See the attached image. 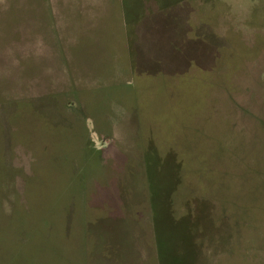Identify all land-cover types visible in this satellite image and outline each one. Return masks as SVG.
<instances>
[{
	"label": "rangeland",
	"instance_id": "1",
	"mask_svg": "<svg viewBox=\"0 0 264 264\" xmlns=\"http://www.w3.org/2000/svg\"><path fill=\"white\" fill-rule=\"evenodd\" d=\"M0 264H264V0H0Z\"/></svg>",
	"mask_w": 264,
	"mask_h": 264
}]
</instances>
